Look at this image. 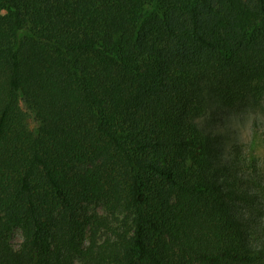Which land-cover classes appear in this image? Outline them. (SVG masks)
I'll return each mask as SVG.
<instances>
[{
	"label": "trees",
	"instance_id": "1",
	"mask_svg": "<svg viewBox=\"0 0 264 264\" xmlns=\"http://www.w3.org/2000/svg\"><path fill=\"white\" fill-rule=\"evenodd\" d=\"M225 109L264 113V0H0V264H264Z\"/></svg>",
	"mask_w": 264,
	"mask_h": 264
},
{
	"label": "rangeland",
	"instance_id": "2",
	"mask_svg": "<svg viewBox=\"0 0 264 264\" xmlns=\"http://www.w3.org/2000/svg\"><path fill=\"white\" fill-rule=\"evenodd\" d=\"M206 117L209 118L206 122L210 126L212 124L213 131L219 134L224 155L238 147L245 161H253L254 158L258 167L264 169V113L248 109H225ZM11 241L14 246L21 241L18 229L13 231Z\"/></svg>",
	"mask_w": 264,
	"mask_h": 264
}]
</instances>
